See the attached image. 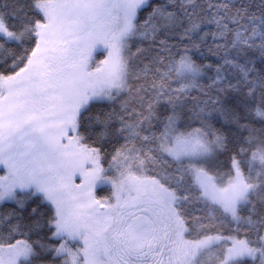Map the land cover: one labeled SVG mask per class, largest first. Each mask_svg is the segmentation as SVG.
Returning <instances> with one entry per match:
<instances>
[{
  "label": "snow or ice",
  "instance_id": "obj_1",
  "mask_svg": "<svg viewBox=\"0 0 264 264\" xmlns=\"http://www.w3.org/2000/svg\"><path fill=\"white\" fill-rule=\"evenodd\" d=\"M0 264H264V0H0Z\"/></svg>",
  "mask_w": 264,
  "mask_h": 264
}]
</instances>
